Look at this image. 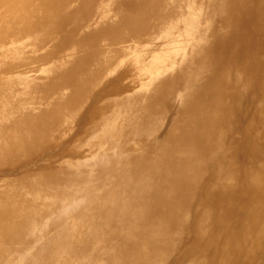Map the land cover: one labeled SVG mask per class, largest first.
<instances>
[{
	"label": "bare ground",
	"instance_id": "obj_1",
	"mask_svg": "<svg viewBox=\"0 0 264 264\" xmlns=\"http://www.w3.org/2000/svg\"><path fill=\"white\" fill-rule=\"evenodd\" d=\"M73 1H77L75 5L79 6L82 3V0H0V11H13V16L17 17L22 8L39 13L47 7L49 11L56 12L57 17L59 15L61 19L68 20L78 17L82 10L75 5L68 10V3ZM212 8L220 10V17L218 14L201 17L207 23L196 24L192 16L205 14L207 9ZM185 13L188 19L177 23L175 28L184 33L188 51L183 55L180 53V60H176L175 53L174 57L155 51L145 54L150 62L144 71L148 75L154 71L159 73V80L155 81H158V88L155 87L144 97L143 111L133 118L129 111L124 115L131 123L137 118H146L155 111L159 96L175 88L179 92L181 107L169 118L161 117L155 124L150 119L141 127L148 145H144L142 151L143 137L139 135L141 138L134 145L133 160L121 157L110 159L116 152L114 154L109 150L118 145L121 147L123 140L120 141L121 136L101 131L99 138L106 142L110 140L112 145L103 148L105 151L100 158L107 160L104 168L132 162L136 177L141 178L142 187L134 188V196L135 200L142 202L137 209L140 208L139 213L143 217L138 219L137 213L132 220L141 222V225L144 223L140 231L146 233L145 245L150 253L145 258L138 257L134 264H165L167 230L185 226L188 222L186 229H191L192 236L182 241L183 253L174 259L173 264H264V0H194L193 6ZM149 14V8L138 14H128L125 22L130 25L128 28L132 30V37L148 34V30L154 27L158 18L152 19L154 17ZM164 19L163 14L161 21ZM217 26L221 29L217 30ZM191 31L205 40L197 42L188 39L186 34ZM122 32L113 31L110 39L124 40ZM170 33L165 35L167 40L164 42H169L173 35ZM90 39L83 43L97 42L95 36L91 35ZM99 53L85 51L81 62L93 61ZM191 62L198 66L192 77L185 80L183 73ZM73 68L69 65L56 75L73 79V82H66L71 90L67 95L69 99L57 103L55 107L50 105L53 79L47 78L39 88L45 107L33 113L29 109L33 107L22 108L14 98L9 100L12 117L9 113L0 112L3 117L8 116L6 121H0V169L7 165L25 164L42 152L50 151V142L64 132H57L53 127L63 114L58 112V104H62V109L67 111L80 112L76 118L80 129L73 135L81 141L97 131L113 107L124 100H103L113 94H122L120 92L126 86L118 82L123 74L92 92L88 85L74 82L77 76ZM29 84H22L28 96L31 90ZM4 96L3 91L0 108L6 102L7 97ZM91 97V103L85 106ZM16 99L21 104L24 101L22 97ZM168 106V101H163L161 108L165 110ZM164 121H168V127L166 131H160ZM155 130L158 134H154ZM138 132L141 134V129ZM154 148L158 149V153L150 157L148 150ZM66 153L73 156L76 150L69 149ZM116 172L121 174L120 169ZM74 202L67 208H73ZM107 202H110L109 199ZM188 209L189 214L193 210L190 221L184 217ZM13 219V225L26 226L21 217L14 216ZM12 224L6 223L7 235L9 230H14ZM10 234L15 236L14 231Z\"/></svg>",
	"mask_w": 264,
	"mask_h": 264
},
{
	"label": "rangeland",
	"instance_id": "obj_2",
	"mask_svg": "<svg viewBox=\"0 0 264 264\" xmlns=\"http://www.w3.org/2000/svg\"><path fill=\"white\" fill-rule=\"evenodd\" d=\"M81 2L80 6L75 5L77 1L68 3V10L75 6L82 9L78 17L68 20L61 19L59 15L57 17V13L49 11L47 7L39 13L22 8L18 11L20 16L17 17L13 16V11H0L3 14L0 15V95L4 91V97H7L0 112L11 114L13 109L9 100L13 101L14 98L16 102H20L22 108H35H29L33 113L38 112L40 107H45L39 88L47 78L53 79L49 95L50 105L55 107L57 103L69 99L67 95L71 90L66 82H73V79L56 77L69 65L74 67L73 71L77 76L74 82L88 85L92 92L110 81H115L120 74L123 76L118 83L126 86L121 90L122 94L103 98L107 102L124 100L113 107L109 117L97 127V131L81 141L73 135L80 129L76 123L80 112L71 109L67 111L62 109V104H58V112L63 114L60 121L54 122L53 127L57 132H64L56 135V140L50 142V151L42 152L39 157H34L25 164L15 167L7 165L0 169V264H134L138 257L145 258L150 253L145 245L146 233L140 231L143 230L144 223L141 225V222L132 220L133 215L139 213L140 208H137L142 204L134 196V188L142 187L141 178L136 177L134 164L129 161L104 168L107 160L103 161L100 157L105 151L103 148L112 145V142L100 139L99 133L105 131L107 134L122 137V146L118 145L109 150L111 153L116 152L110 159L121 157L133 160L134 145L141 138L139 135L143 137L142 151L144 145H148L141 127L150 119L155 124L161 117L169 118L181 107L179 92L175 88L159 96L155 111L146 118H137L131 123L124 115L130 113L133 118L143 111L144 97L152 89H156L155 87L158 88V81H155L157 78L159 80V73L154 71L148 75L144 71L146 64L150 62L145 54L155 51L174 57L175 53L176 60H180L181 55L188 51L185 35L175 25L188 19L185 12L193 6L194 0ZM147 8L149 15L154 17L152 19L158 18V21L148 30V34L132 37V30L128 28L130 25L125 22L126 17ZM163 14L165 19L161 21ZM216 14L220 17V10L212 8L207 9L205 14L197 13L192 17L196 24H206L207 21L202 18ZM220 29L217 26V30ZM121 30L126 41L110 39L113 31L121 34ZM168 33L173 35L169 42H164ZM91 35L97 37V42L83 43L90 41ZM186 37L197 42L205 40L193 31L186 34ZM85 51L100 53L93 61L83 64L81 56ZM197 66L193 62L188 64L183 73L185 80L192 77ZM155 69L161 70L159 67ZM23 82L30 83V96L25 94ZM21 97L24 99L22 104L16 99ZM134 98L137 100L134 101ZM91 99L92 97L88 99L85 106L91 103ZM163 101L170 104L168 109L162 110ZM7 117L0 114V121H6ZM162 124L160 131H166L168 121ZM140 129L141 134L138 132ZM154 134H158L156 130ZM71 138L73 139L70 140ZM107 143L110 144L104 145ZM52 147L54 148L51 149ZM73 148L76 150L73 155L75 157L66 153ZM148 153L153 157L158 149L148 150ZM117 169L121 170V174L116 172ZM124 175L127 177L124 178ZM108 199L110 202H107ZM73 201L75 206L67 208ZM102 202H105L104 205ZM14 216L21 217L26 226L13 225ZM136 216H139L136 217L138 219L143 217L141 212ZM192 216L193 210L190 214L189 209L184 213L188 221L192 220ZM8 218L10 219L7 220ZM7 222L14 226V230H9V225L8 235ZM188 223L177 229L167 230L168 250L164 255L165 264H173L176 261L174 259L183 253L182 241L192 236L191 229H186ZM12 231L15 236H11Z\"/></svg>",
	"mask_w": 264,
	"mask_h": 264
}]
</instances>
